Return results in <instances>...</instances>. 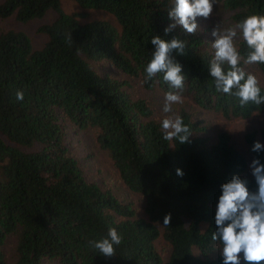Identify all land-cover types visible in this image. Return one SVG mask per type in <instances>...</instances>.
Masks as SVG:
<instances>
[{"label":"trees","instance_id":"1","mask_svg":"<svg viewBox=\"0 0 264 264\" xmlns=\"http://www.w3.org/2000/svg\"><path fill=\"white\" fill-rule=\"evenodd\" d=\"M73 1L114 20L84 21L82 13L64 11L62 0H0L2 19L27 23L57 13L39 27L47 36L42 47L23 31L0 32V264H221V246L211 238L220 186L239 174L255 187L246 155L227 131L211 140L205 120L187 109L178 114L193 134L190 142L164 140L147 99L133 96L128 79L100 69L107 61L148 91H169L162 74L148 81L143 69L154 51L151 37L168 38L172 0ZM217 2L234 23L264 14V0ZM174 35L187 44V54L177 57L186 74L183 96L227 119L264 112V105L241 107L215 90L208 74L214 49L199 31L176 29L169 38ZM237 47L247 55L244 41ZM255 65L264 73V64ZM66 120L95 133L123 183L143 196L145 217L87 177L69 145ZM245 139L249 150L254 141L264 143V129ZM259 156L264 163V152ZM110 227L123 239L107 258L92 242ZM159 240L168 243L167 256Z\"/></svg>","mask_w":264,"mask_h":264},{"label":"clouds","instance_id":"2","mask_svg":"<svg viewBox=\"0 0 264 264\" xmlns=\"http://www.w3.org/2000/svg\"><path fill=\"white\" fill-rule=\"evenodd\" d=\"M215 5L217 0H172L167 9L170 23L164 28V36L168 38L156 34L150 39L154 51L143 71L148 81L162 74L163 82L169 87L164 93L162 111L171 115H165L160 122L166 141L178 138L183 145L190 142L193 135L183 118L173 113L172 107L184 102L186 74L177 57L187 54V44L178 35L169 38V34L182 29L188 35H195L200 29L198 18H211ZM211 36L214 54L208 63V74L213 78L215 90L236 98L241 107L250 103L264 105L260 80L247 70L248 66L264 64V14H248L227 27L218 21ZM240 40L249 49L246 56L237 47ZM16 98L24 101V92L18 90ZM250 151L257 153L249 164L255 187H251L252 181L248 177L239 174L232 175L220 186L211 238L221 246V264H264V163L259 156L264 152V143L254 141ZM176 175L183 177V170L177 168ZM170 221L171 213L165 214L163 225H169ZM122 239L116 228L110 227L105 237L92 244L102 256L111 258L115 256L114 246L120 245Z\"/></svg>","mask_w":264,"mask_h":264},{"label":"rangeland","instance_id":"3","mask_svg":"<svg viewBox=\"0 0 264 264\" xmlns=\"http://www.w3.org/2000/svg\"><path fill=\"white\" fill-rule=\"evenodd\" d=\"M62 8L64 11L82 13L83 20L94 19H109L114 20L113 15L100 10H85L82 9L73 0H62ZM57 16L55 11H50L43 19L29 21L27 23L19 22L15 18H0V32L7 30H17L25 32L32 40L36 48L42 47L47 40V36L39 32V27L43 23L54 20ZM232 12L225 10L222 5L217 2L214 6V13L211 18L204 20L198 18L200 29L198 30L203 37L207 38L210 43L214 39L211 36V31L215 23L222 22L224 27L234 24L232 21ZM239 42V41H238ZM238 45V43H237ZM100 69L105 72H111L113 75L123 79H128L131 82L129 90L135 97L146 98L147 101L156 109V117L162 120L165 115L163 113L164 105V91L156 89L148 91L131 76L124 74L107 61H102ZM248 71L256 74L260 83L264 85V73L254 64L247 67ZM184 97L182 104H174L173 113L178 114L179 110L187 109L194 113L199 119H204L207 130L205 135L209 136L211 140L217 138L219 132L227 131L231 134L233 142L246 155L248 167L246 175L252 177L250 174L249 164L252 160V153L249 150L248 143L245 136L248 132L261 131L264 129V112L257 113L250 118H231L227 119L219 113L201 109L188 97ZM68 130V142L71 147L73 155L79 160L87 177L98 183L105 190L111 191L124 203H131L137 214L145 217V200L140 193H136L129 189L122 181L118 170L115 168L112 160L108 154L101 150L95 141V133L89 130H80L72 122L66 120ZM159 248L165 256L169 253V245L164 240H159Z\"/></svg>","mask_w":264,"mask_h":264}]
</instances>
